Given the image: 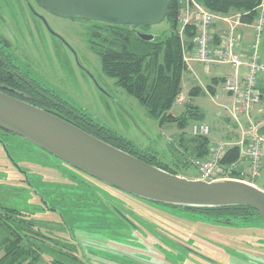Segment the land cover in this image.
<instances>
[{
	"label": "rangeland",
	"instance_id": "374dc122",
	"mask_svg": "<svg viewBox=\"0 0 264 264\" xmlns=\"http://www.w3.org/2000/svg\"><path fill=\"white\" fill-rule=\"evenodd\" d=\"M27 10L22 0L19 5L15 0H0V13L8 14L4 16L10 26H18L21 23L17 22L20 19L16 17L18 11L26 15ZM42 14L50 29L74 52L79 65L87 71L83 74L80 66L73 62L70 67L54 64L50 68V60L55 63V56H65L68 52L57 45L53 53L51 45L54 41L41 29L42 41L39 43L42 46L37 54L31 46L28 49V39L25 52L28 50L29 58L40 60L44 79L55 86L60 80L68 79L71 86L66 89L68 93L62 96L63 99L101 126L130 141L137 149L154 154L159 163L171 164L170 146L179 149L178 140L181 136L190 137L194 125L208 126L210 145L211 139L215 143H234L241 138L240 129L228 118V112L219 108L218 101L212 103L202 94L189 97L186 91L190 88L186 84H182L180 99L169 111L173 117L184 118L183 129L176 124L160 126L137 101L115 86L114 80L101 73L98 57L84 41L87 24ZM11 15L14 18L11 19ZM244 30L247 33L244 41L248 44L253 39L252 28ZM137 31L158 37L167 35L169 27L163 22ZM258 55L264 65V26L259 36ZM210 70L209 76L201 77L205 84L210 83L212 75L219 79L229 69L211 66ZM258 82L264 91V74ZM224 106L230 110V99ZM244 131H247L246 126ZM262 135L264 137V129ZM0 139L4 143H0V205L22 210L46 234L73 238L82 259L90 264H264V225L257 218L251 224L236 222L237 226L231 227L204 216L155 205L83 176L16 136L0 133ZM261 147L264 151V143ZM179 152L189 164L187 170L179 171L180 176L195 180L196 171L190 165L193 155L182 148ZM253 182L264 191V156L260 162V175ZM83 185L99 198L98 204L97 197L83 199L88 197V190ZM111 204L122 211L131 226L122 216L116 219ZM6 238L7 233L1 232L0 258L3 255L1 245ZM34 264H45V259L39 258Z\"/></svg>",
	"mask_w": 264,
	"mask_h": 264
},
{
	"label": "trees",
	"instance_id": "16d2710c",
	"mask_svg": "<svg viewBox=\"0 0 264 264\" xmlns=\"http://www.w3.org/2000/svg\"><path fill=\"white\" fill-rule=\"evenodd\" d=\"M196 1L215 14L225 15L231 9L239 12V22L244 25H250L255 20L258 16L257 8L262 2V0ZM181 8L179 0H172L164 21L169 27L168 34L154 37L151 42H143L136 36L137 30L147 28L133 30L129 26L78 21L87 24L84 41L90 51L98 57L101 73L114 80L115 86L137 101L146 114L156 120L160 126L165 123L176 124L178 128L183 129L184 118H176L169 114L172 105L181 94V80L186 68L182 59V43L178 34V16ZM194 31L192 27H185L183 31L184 45L189 49L192 46ZM193 90L189 92L190 95ZM57 116L143 163L172 175L180 176L179 171L184 172L189 166L184 159V154L179 152L181 148L189 151L193 159H204L209 153L210 141L207 137L191 135L186 139L181 136L177 142L179 149L170 146L171 164H162L155 160L154 154L137 149L130 141L101 126L86 113L74 107H70L69 113H60ZM0 133L12 135L2 130ZM237 159L238 148L233 147L226 151L222 164L231 165ZM237 176L236 173L233 174L234 179ZM168 208L176 210L174 207ZM178 210L195 216H204L209 220H218V223L221 222L231 227L237 226L236 222L251 224L256 218L262 222L255 211L245 207L181 208ZM1 232L7 233V238L1 245L3 255L0 258V264H34L39 258H44L45 264H90L82 259L79 247L73 238L63 239L53 236L50 232V234L44 233L22 210L0 205Z\"/></svg>",
	"mask_w": 264,
	"mask_h": 264
},
{
	"label": "water",
	"instance_id": "95a60500",
	"mask_svg": "<svg viewBox=\"0 0 264 264\" xmlns=\"http://www.w3.org/2000/svg\"><path fill=\"white\" fill-rule=\"evenodd\" d=\"M47 13L133 30L160 25L172 0H36ZM143 42L154 36L136 31ZM264 128L260 126L255 134ZM0 130L76 171L142 201L181 208L245 207L264 223V191L239 180H189L143 163L60 117L0 92Z\"/></svg>",
	"mask_w": 264,
	"mask_h": 264
},
{
	"label": "built area",
	"instance_id": "2783aa9c",
	"mask_svg": "<svg viewBox=\"0 0 264 264\" xmlns=\"http://www.w3.org/2000/svg\"><path fill=\"white\" fill-rule=\"evenodd\" d=\"M179 3L182 8L178 16V34L182 43L183 62L187 66L190 62H197L205 68L210 66L231 68V73L223 77L222 88L232 101L230 110L227 109L228 114L242 130L238 143L234 145L216 143L210 146L205 160L193 161L198 179L203 181L228 179L233 173H238L239 179L255 181L260 175V162L264 155L262 142L255 135L256 128L264 123V109L261 108V92L257 81L258 77L264 74V65L258 55L259 36L264 26V4L260 5L258 16L250 25L254 33V42L244 49L242 37L236 32V28L241 26L238 18L229 21L208 11L196 0H179ZM222 24L226 25L227 29L218 33L217 27ZM185 27H192L195 30L190 49L184 45ZM243 121L246 123L247 132L243 131ZM192 134L206 136L208 128L205 125L193 126ZM233 146L239 149V161L247 163L246 172L239 170V162L231 165L222 164L226 151Z\"/></svg>",
	"mask_w": 264,
	"mask_h": 264
},
{
	"label": "flooded vegetation",
	"instance_id": "af4514ba",
	"mask_svg": "<svg viewBox=\"0 0 264 264\" xmlns=\"http://www.w3.org/2000/svg\"><path fill=\"white\" fill-rule=\"evenodd\" d=\"M22 1L27 5L28 13L25 15L23 12L18 11L16 17L20 19L16 18V20L18 19L17 22H21L18 23V26H10L9 21L7 20L8 18L4 16L8 14L0 13V92L11 98L36 106L56 116L60 113H69L70 107L73 106L69 104L67 99H63L62 97L66 96L65 94L68 93L66 89L71 86L69 80L66 79L63 82L60 80V83H57L59 85L56 86L48 83L43 77L39 62L40 60L29 58L27 56L28 50L25 52V47H27L28 44L27 39L30 41L28 49L29 46H31L37 54L38 48L42 46V43H39L42 41V36L40 35L42 29L45 31L46 35L54 41V44L51 45L53 53L55 52L54 49H56L55 47H57V45L63 46L67 50L68 53H66L65 56H55L53 58L55 63H51L50 60V68H52L54 64L69 67L71 62H73V64L76 63L78 66L82 64L79 65V61L74 52L71 49H68L65 43L50 29L45 22L42 12L49 16L53 15L41 9L37 5L36 0ZM31 1L33 5H31ZM15 2L18 5L20 4V0H15ZM12 18H14V16L11 15V19ZM44 46L46 47V43H44ZM79 69L83 74H87V71L85 68H82V66H80ZM262 131L260 132V135L264 139ZM0 143L3 144L1 140ZM19 173L23 175V172L19 171ZM82 187L88 190L86 191V196L88 197L85 198L83 196V198L81 196L83 199L86 200L90 197H97L95 193H89L90 189H87V187L85 188L84 185ZM83 193L85 192L82 191V194ZM99 202V198L97 197L96 203L98 204ZM113 208L112 214L116 216V219H119L120 216H122L127 223L129 222L121 210L116 209L114 205ZM214 221L218 222V220ZM127 225L131 226L130 223Z\"/></svg>",
	"mask_w": 264,
	"mask_h": 264
},
{
	"label": "crops",
	"instance_id": "0c3cea01",
	"mask_svg": "<svg viewBox=\"0 0 264 264\" xmlns=\"http://www.w3.org/2000/svg\"><path fill=\"white\" fill-rule=\"evenodd\" d=\"M239 15H240L239 12H236V11L231 9L229 13H227L225 15H221V16L224 17V18H227L229 21H232V19H234L236 17H239ZM246 28H249V27L245 26V27H241V29H239V31H240V33L242 35V38H243V43L245 42L244 44H247V42L244 41L245 38H246V35H247L246 31L244 30ZM226 29H227V26L222 24V25L217 27V32L218 33H222ZM219 67H221V66H217V68H219ZM223 67H227L231 71V68L229 66H223ZM210 69H211V66L208 67V68H205L200 63L190 62L189 66H187V68H185V72H184V74L182 76V80H181V86H182V84H186V87L190 88V89H187V91H186V93H187V95L189 97H191V95H192V97H196V96H199L200 94L208 96L212 103H214L215 101H218L217 105L219 106V108H221L222 110L227 111V108L223 109V107H225L224 105H225L227 100L230 99V101H231V98L228 95H226V93H224L223 88H222L221 82H222L223 76H225V75H223L219 79L215 75H212L211 78H210V83L209 84H205L204 81H203V78H201L202 75L205 76V78L207 76H209L211 74V72H210L211 70ZM229 70H227L226 75L229 72ZM228 74H230V73H228ZM258 84H259L260 91L262 92L263 90L261 89L260 82H258ZM192 89H194V90H193L192 94L190 95L189 92ZM262 93L264 95V91ZM179 99H180V97H179ZM231 103H232V101H231ZM263 103H264V98H263ZM194 111L197 112V108H195ZM219 115L221 116V112H218V116ZM209 133H210V131H209ZM186 139H188V138H186ZM211 142H212L211 145L215 144V140L214 139H211ZM225 143H227V142H225ZM228 143L229 144H233L231 142H228ZM234 143H236V142H234ZM240 166L242 168H246V164L245 163L241 164Z\"/></svg>",
	"mask_w": 264,
	"mask_h": 264
}]
</instances>
